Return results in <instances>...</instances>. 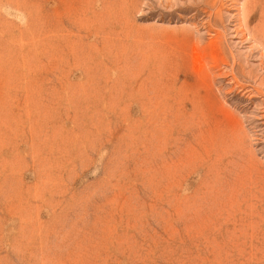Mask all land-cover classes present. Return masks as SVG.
<instances>
[{"label":"rangeland","instance_id":"1","mask_svg":"<svg viewBox=\"0 0 264 264\" xmlns=\"http://www.w3.org/2000/svg\"><path fill=\"white\" fill-rule=\"evenodd\" d=\"M0 264H264V0H0Z\"/></svg>","mask_w":264,"mask_h":264}]
</instances>
